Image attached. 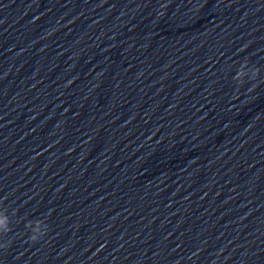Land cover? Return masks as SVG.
<instances>
[{"label":"clouds","instance_id":"clouds-1","mask_svg":"<svg viewBox=\"0 0 264 264\" xmlns=\"http://www.w3.org/2000/svg\"><path fill=\"white\" fill-rule=\"evenodd\" d=\"M255 74L257 75L258 74V68L255 70ZM8 231L10 232L11 231V228L8 229ZM41 237H37L35 235H32V234H28V240L29 242L31 243H35L37 242Z\"/></svg>","mask_w":264,"mask_h":264}]
</instances>
